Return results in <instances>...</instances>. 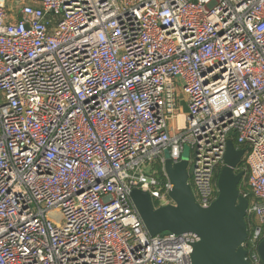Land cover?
<instances>
[{
  "label": "built area",
  "instance_id": "built-area-1",
  "mask_svg": "<svg viewBox=\"0 0 264 264\" xmlns=\"http://www.w3.org/2000/svg\"><path fill=\"white\" fill-rule=\"evenodd\" d=\"M229 140L261 264L264 0H0V264H191L199 237L150 236L130 193L174 205L187 144L208 208Z\"/></svg>",
  "mask_w": 264,
  "mask_h": 264
},
{
  "label": "water",
  "instance_id": "water-1",
  "mask_svg": "<svg viewBox=\"0 0 264 264\" xmlns=\"http://www.w3.org/2000/svg\"><path fill=\"white\" fill-rule=\"evenodd\" d=\"M184 112L187 108L184 105ZM245 149L226 143L224 166L219 171L217 197L208 208L194 201L187 183L186 160L164 162V171L172 185L169 197L174 205L154 208L151 197L141 190H132L130 198L150 236L169 232L193 233L199 242L193 247L191 264H250L243 244L248 237L246 211L248 200L239 194L244 171H237ZM257 255L264 264V236L257 245Z\"/></svg>",
  "mask_w": 264,
  "mask_h": 264
},
{
  "label": "rangeland",
  "instance_id": "rangeland-1",
  "mask_svg": "<svg viewBox=\"0 0 264 264\" xmlns=\"http://www.w3.org/2000/svg\"><path fill=\"white\" fill-rule=\"evenodd\" d=\"M181 157H182L181 158L182 160H186V161H190L192 159V151H191L189 145H187V144L184 145V149H183V152L181 154ZM262 229H264V228H262Z\"/></svg>",
  "mask_w": 264,
  "mask_h": 264
},
{
  "label": "trees",
  "instance_id": "trees-1",
  "mask_svg": "<svg viewBox=\"0 0 264 264\" xmlns=\"http://www.w3.org/2000/svg\"><path fill=\"white\" fill-rule=\"evenodd\" d=\"M233 142H235L234 139H233ZM243 167H244V161H242V162L240 163V165H239L238 168H239L240 170H242ZM157 168H160V167L157 166ZM246 224L248 225V222H247V221H246ZM247 230H248V229H247ZM250 237H251V233L248 231V237H247V240H246V242H245V245H246L245 249H246V251L249 250V248L247 247V245H248V241H249Z\"/></svg>",
  "mask_w": 264,
  "mask_h": 264
}]
</instances>
